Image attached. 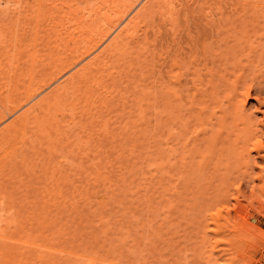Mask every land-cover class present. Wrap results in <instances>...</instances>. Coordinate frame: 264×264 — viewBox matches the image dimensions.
I'll return each mask as SVG.
<instances>
[{"label":"bare ground","instance_id":"obj_1","mask_svg":"<svg viewBox=\"0 0 264 264\" xmlns=\"http://www.w3.org/2000/svg\"><path fill=\"white\" fill-rule=\"evenodd\" d=\"M262 7L264 0H0V13L22 20L34 34L23 88L20 74H2L0 64V221L15 223L9 215L19 214L9 205L13 194L6 180L23 168L55 175L53 151L64 135L66 142L80 137L83 118L96 119L98 101L116 95V56L135 43L145 48L150 63L149 180L165 182L176 204H183L182 214H190L200 264H255L256 251L264 247L262 218L254 214L264 216V46H251L241 59L231 48L219 49V36L245 26L237 20L249 8ZM38 36L43 53L36 50ZM17 67L12 69L18 72ZM250 98L255 101L247 105ZM138 108L145 110L141 103ZM57 250L77 264H131ZM171 258L141 264H175Z\"/></svg>","mask_w":264,"mask_h":264},{"label":"rangeland","instance_id":"obj_2","mask_svg":"<svg viewBox=\"0 0 264 264\" xmlns=\"http://www.w3.org/2000/svg\"><path fill=\"white\" fill-rule=\"evenodd\" d=\"M13 21L0 13L1 71L2 74L8 71L13 77L14 73L20 74L18 76L22 78L19 81L26 83L28 69L33 63L30 51L34 47L32 45L31 50V46L28 47L33 44V29L22 20L19 23ZM237 21H243L245 26L223 31L219 36L222 38L219 49L227 48L228 51L231 48L230 51L236 56L245 59L251 46H264V7L259 10L249 8L244 19ZM38 38L36 50L41 48L37 51L43 53V39L41 36ZM25 40H30V43L26 45ZM41 53L38 57L43 56ZM38 57L34 58V65L39 69L36 73L43 70V63L39 64ZM8 58H11L10 61ZM115 63L116 95L110 102L98 101L94 108L99 115L96 119H92V116L83 118L86 128L80 137L72 136L66 142L67 137L63 136L61 144L52 154L58 166L55 175L50 177L51 172L45 174L41 170L23 168L6 180V189L13 194L9 205L19 214L9 215V219H17L15 223L6 219L0 221V232L6 235L0 236V264H77L73 256L57 250L62 247L100 254L114 260L121 258L131 264H141L158 257H172L170 261L174 260L175 264H184L186 258L192 261L190 264L201 263L197 250L199 238L193 233L188 220L190 214H182L184 206H180L183 204H176V200L167 192L165 182L149 180L147 150L151 135L147 123L150 111L148 113L146 105L150 83L148 53L144 47L132 43L123 54L116 56ZM15 66L18 72L14 71ZM36 67L33 69L37 70ZM22 83L19 82L20 88L25 86ZM254 101L250 98L247 105ZM138 103L145 107L143 113H139ZM166 128L168 125L160 136L164 132L166 135L163 137L167 139L169 128ZM165 138H162L164 141L161 139L162 144L166 142ZM85 140L87 142L83 144ZM64 159L67 161L61 164L59 161ZM245 190L250 199V189L246 187ZM248 199L244 198L246 203ZM39 212L42 216H38ZM254 214L262 218L260 224L264 227V216ZM249 219L256 221L255 217ZM262 255L264 247L259 246L256 258L260 259L255 264H264Z\"/></svg>","mask_w":264,"mask_h":264}]
</instances>
